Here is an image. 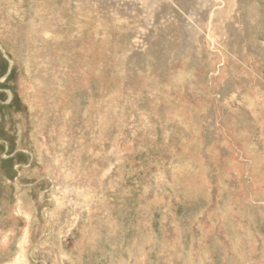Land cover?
Wrapping results in <instances>:
<instances>
[{
	"label": "rangeland",
	"instance_id": "1",
	"mask_svg": "<svg viewBox=\"0 0 264 264\" xmlns=\"http://www.w3.org/2000/svg\"><path fill=\"white\" fill-rule=\"evenodd\" d=\"M0 264H264V0H0Z\"/></svg>",
	"mask_w": 264,
	"mask_h": 264
},
{
	"label": "bare ground",
	"instance_id": "2",
	"mask_svg": "<svg viewBox=\"0 0 264 264\" xmlns=\"http://www.w3.org/2000/svg\"><path fill=\"white\" fill-rule=\"evenodd\" d=\"M26 67V66H25ZM27 69V68H26ZM116 259V258H115ZM118 262V261H117Z\"/></svg>",
	"mask_w": 264,
	"mask_h": 264
},
{
	"label": "crops",
	"instance_id": "3",
	"mask_svg": "<svg viewBox=\"0 0 264 264\" xmlns=\"http://www.w3.org/2000/svg\"><path fill=\"white\" fill-rule=\"evenodd\" d=\"M186 262H187V260H186Z\"/></svg>",
	"mask_w": 264,
	"mask_h": 264
}]
</instances>
